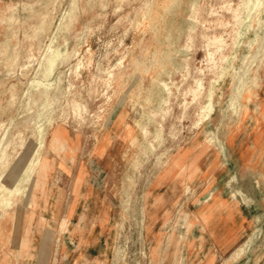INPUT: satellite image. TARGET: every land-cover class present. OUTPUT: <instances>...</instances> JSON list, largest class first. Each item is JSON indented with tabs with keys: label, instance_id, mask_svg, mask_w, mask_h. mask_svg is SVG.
I'll use <instances>...</instances> for the list:
<instances>
[{
	"label": "rangeland",
	"instance_id": "obj_1",
	"mask_svg": "<svg viewBox=\"0 0 264 264\" xmlns=\"http://www.w3.org/2000/svg\"><path fill=\"white\" fill-rule=\"evenodd\" d=\"M260 18L264 0H0V264H264ZM254 52V95L225 109ZM210 191L247 235L207 257L194 236L187 261L172 233Z\"/></svg>",
	"mask_w": 264,
	"mask_h": 264
},
{
	"label": "crops",
	"instance_id": "obj_2",
	"mask_svg": "<svg viewBox=\"0 0 264 264\" xmlns=\"http://www.w3.org/2000/svg\"><path fill=\"white\" fill-rule=\"evenodd\" d=\"M216 195L214 200L208 202L199 203L194 211L197 222L195 223V229L192 226L187 230H182L180 227L174 229L172 235L174 237H181L182 242L177 248L179 252L186 253L187 261H190V253H192V246H198L199 250L211 255V251L224 252L228 251L235 245H237L245 235H247V229H245V220L247 218L244 209L241 205L231 197L225 196L218 191H213ZM207 190L204 191V194ZM241 196L246 199V204L249 203L246 192L241 189ZM196 230V232H193ZM79 230L72 233L73 237L78 235ZM258 235V231L252 234V237L242 242L233 252V256H238L248 247H250L253 237ZM196 237L198 245L195 246L192 243V237ZM78 250L84 249L83 244L74 245ZM175 246V244H174ZM75 248V249H76ZM175 248V247H174ZM84 256V255H83ZM86 259L90 256L86 255ZM89 257V258H88ZM95 260V259H94ZM192 264V260L191 263Z\"/></svg>",
	"mask_w": 264,
	"mask_h": 264
},
{
	"label": "bare ground",
	"instance_id": "obj_3",
	"mask_svg": "<svg viewBox=\"0 0 264 264\" xmlns=\"http://www.w3.org/2000/svg\"><path fill=\"white\" fill-rule=\"evenodd\" d=\"M48 15V14H47ZM49 16V15H48ZM47 16V17H48ZM8 20V19H7ZM16 20V19H15ZM264 21V18H260L258 24L260 25L261 22ZM8 22V21H7ZM45 26V25H44ZM44 30V29H43ZM41 32V31H39ZM43 33V32H42ZM42 37V36H41ZM257 52H254V54H252L251 58L248 59L246 61L245 56H243V61H242V65L240 66L239 71H237L235 69L234 72V78H233V84H232V93L230 95V98L227 102V105L225 107V109H231V111H236L237 110V104L239 102L238 97L240 96L242 91H245V95L244 98L246 100H250L252 98V96L254 95V88L258 86V78L257 76L251 77L250 82L251 85L245 89V86L247 84V79H248V71H249V67L253 64V61L255 60V57L257 56ZM225 71L222 70L221 74H223ZM207 104L203 105V109L202 111H204V108L206 107ZM213 110V106H211L210 111ZM206 117V115L203 113H201V116L199 118H197L198 122H201L204 118ZM197 124V123H196ZM208 133V132H207ZM211 138H209V140H211ZM220 142V141H219ZM220 146L222 147L221 150L223 151V144L220 142L219 143ZM192 173V171H191ZM233 177V176H232ZM189 178V177H188ZM189 185V184H188ZM231 189L235 190V192L237 193V195L241 196V189L235 186H231ZM216 198V195L213 191H210L208 193V195L205 197V199L201 200L203 202H208L210 200H214ZM101 203V202H100ZM98 215V214H97ZM42 249V248H41ZM89 258V257H88ZM91 260V259H90ZM88 261V260H87ZM88 263V262H87Z\"/></svg>",
	"mask_w": 264,
	"mask_h": 264
}]
</instances>
